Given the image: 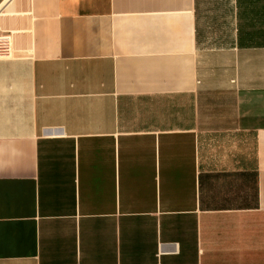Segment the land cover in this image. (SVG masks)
I'll list each match as a JSON object with an SVG mask.
<instances>
[{"label":"crops","instance_id":"0c3cea01","mask_svg":"<svg viewBox=\"0 0 264 264\" xmlns=\"http://www.w3.org/2000/svg\"><path fill=\"white\" fill-rule=\"evenodd\" d=\"M0 264H264V0H0Z\"/></svg>","mask_w":264,"mask_h":264},{"label":"built area","instance_id":"2783aa9c","mask_svg":"<svg viewBox=\"0 0 264 264\" xmlns=\"http://www.w3.org/2000/svg\"><path fill=\"white\" fill-rule=\"evenodd\" d=\"M11 48L12 41L10 35L0 32V58H8Z\"/></svg>","mask_w":264,"mask_h":264}]
</instances>
